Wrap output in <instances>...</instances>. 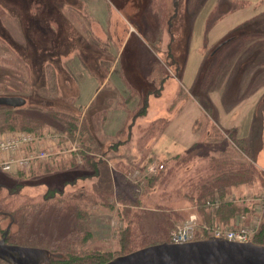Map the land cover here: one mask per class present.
I'll return each instance as SVG.
<instances>
[{
	"label": "rangeland",
	"instance_id": "374dc122",
	"mask_svg": "<svg viewBox=\"0 0 264 264\" xmlns=\"http://www.w3.org/2000/svg\"><path fill=\"white\" fill-rule=\"evenodd\" d=\"M251 3L249 0H0V95L10 92L27 99L23 109L13 112L17 120L9 118L7 121L11 115H5L0 109V134L13 131L10 130L12 128L29 131L36 125L45 130L49 127L44 123H49L53 126L52 131L43 134L40 143L44 141L47 146H55L48 158L49 164L54 165L53 169H37L34 174L38 177L33 178L32 173L40 161L21 172L24 177L19 179H15V174L20 169L6 171L0 168L2 181L25 183V187H20L23 190L18 197L9 195L10 190L14 191L13 187L0 186V227L6 228L10 222L6 214H11L10 211L29 198L43 210L41 214L37 208L32 221L38 222L39 228L57 236L75 229L82 230V236L88 232L86 244L82 250L75 249L74 257L84 254L86 257L87 253L94 254V250L119 253L123 250L121 230L129 220L132 230L129 248L169 241L171 232L193 216L196 239L212 235L218 226L234 230L249 227L254 238L264 211L262 188H255L253 191L256 192L233 200L248 203L255 211L229 220L227 224L207 223V216L199 207L200 202L188 195L197 193L193 186L198 184L199 175L208 165L205 153L221 149L220 141L207 145L187 166L175 167L165 183L149 188L144 184L142 187L134 186L136 178L126 173L121 177L116 170L112 172L115 167L113 163L110 165L107 155L98 165V174L93 172L86 179L77 180L76 177L82 173L92 171L73 167L70 159L74 152L64 151L71 143L61 140L63 136L58 132L65 128L64 120V123L59 121L58 116H70L72 113L83 118V124L92 120L95 139L107 144L123 125L132 123L142 113L132 127V141L125 151L127 156H132L134 151L139 153L140 146L135 142L145 133L141 131L144 126L149 128V118L175 112L185 103L184 93L193 83L203 59V68L191 91L204 93L217 121L226 124L236 119L235 116L224 118L222 93H225L228 110L236 105L232 89L241 79L242 86H235L239 89V99L256 91L262 95L263 99L258 104L260 117H256L255 122L253 113L248 112L249 103L244 101L241 104L242 113L236 119L239 136L233 128L225 129L219 122L217 126L228 140L231 137L227 138L226 132L228 135L233 132L239 138L247 137L253 142V134L261 131L264 115V12L260 11L228 33L217 28L220 19L250 8ZM261 6L260 10L264 9V5ZM243 33L245 35L242 36ZM233 35L235 38L219 47L217 54L213 55L217 45ZM168 52L185 63L184 70L176 72ZM200 52L205 53L204 57ZM153 61L159 64L150 74ZM114 62L117 64L110 74V81L95 97L99 82L106 78ZM229 74L232 78L223 92ZM121 76L125 85L118 83L123 82ZM177 89L180 96L176 95ZM128 114L129 120L126 118ZM49 134L58 135L56 143L49 141ZM146 140L147 137L143 141ZM254 141L255 146L264 148L262 134H256ZM161 162L168 161L164 159ZM29 174L31 176L28 177ZM73 180H77L76 185H73ZM53 188L58 192L65 189L70 193L76 192L67 198L75 201L74 195L80 191L98 199L79 198L77 206L73 205L76 202H71L61 214H56L53 203L55 199L59 201V196L44 200V193ZM120 189H125L131 196V203L126 205L118 198ZM209 203L216 209L220 201L216 198L215 202ZM85 205L88 212L82 213L81 208ZM124 208L129 214L124 213ZM36 243L33 245L37 246ZM58 252L67 257L65 251ZM0 264L10 263L0 258Z\"/></svg>",
	"mask_w": 264,
	"mask_h": 264
},
{
	"label": "trees",
	"instance_id": "16d2710c",
	"mask_svg": "<svg viewBox=\"0 0 264 264\" xmlns=\"http://www.w3.org/2000/svg\"><path fill=\"white\" fill-rule=\"evenodd\" d=\"M170 21L171 18L169 19V22ZM233 38H235V36H231L227 39H230L231 41ZM215 54H217V51L213 55ZM168 55L172 63H174L176 66V72L179 73L180 71H182L184 69L185 63H181L180 60L176 58L174 53L172 52H168ZM153 63L154 65L150 70V74L154 69V66H157V64H159V62L157 63V61H153ZM7 93H9L7 95H18L10 94V92ZM193 93L204 108L205 118H200L196 121V132L199 133L200 139L195 142V144L186 152L177 154L172 158L167 159L168 162H166L167 164H164V168L155 173H150L147 170V163L150 162V160L152 161V158L150 157L151 148L150 146L148 147V144L151 140H154L161 134V132L166 127L168 121H153L148 126L149 128H147V126H144L145 128L141 131L145 133H142L143 136H141V139L138 140V142L136 141V143L140 146L139 153L134 152L132 156H128L127 159H124L125 157H123L121 155L122 153H120V148L123 145H126L127 143L132 141V127L135 124L137 117L141 116L142 113H139L138 116L134 118L132 123H129L124 127L120 128L116 137L118 138L123 134L122 136L125 135V138L121 139L120 137L117 140L112 138V140H109L107 144L103 143V141L101 140L99 141L98 137V139H95V130H93L92 120H89L87 123L84 122L83 124V118H79V116L77 117L76 115H72V113L70 116H58L59 121L63 122L64 120L65 122H63L65 128H63V130L58 131L63 136V139L61 140L65 141L66 144L71 141L77 142V150L71 151L74 152L72 153V158L70 159V162L74 164L73 167L90 169L92 171L88 173H82L79 177H76V179H86L87 176H90L91 174H98V165L101 161H104V156L107 155L108 161L110 163H113L118 175L122 177L123 173H126L127 176L129 175L132 178H136L135 180L137 181V183H133L134 186L142 187L144 184L145 186H149V188L154 187L156 184L161 185L165 183L168 179L169 174L173 173L175 167L187 166L191 162V160L194 159V157L198 154V152L205 149L207 145H211L213 142L220 141V146H222L221 149H213V151L211 150L205 153V156L208 159V165L205 168V171H203L199 175L198 184L193 186L196 189L197 193L194 192V194L188 195H190L191 198H194L195 201H198V203L200 202L199 207L201 208L202 213L207 216L205 217V220L209 224H214L218 222L222 224H227L229 223V220H236L241 217L242 214H248L250 212L254 213V208L250 207L248 203H238L236 201H233L234 199H236V197L243 198L249 193L256 192L253 191L255 188H262V192H264V171L256 165V161L252 153V144L250 140L241 137L239 138L233 132H231V135H228V132H226L225 135L227 138L231 137L232 141L226 139L223 136L224 134L219 132L217 128L219 123L217 122V119L213 113V107L211 103L205 100V97L203 96L204 93L202 92V94H200L197 90H195ZM0 109H2L5 115H11V117H7L8 119L6 120L8 121L9 118L17 120L13 112L21 110L23 109V107L21 106L20 108L0 105ZM25 120H27L26 117ZM34 120H36V118ZM159 122L161 124H159ZM44 125H48L49 128H44L45 130H43V127H36L38 126L36 125L32 127L31 130L29 129V132L41 136L49 132L53 127L49 123H44ZM15 129L17 128H12L10 130H13L11 132H15L17 131ZM217 134H219L220 136H218ZM145 137H147V140L143 141ZM67 148H70V145ZM102 148L103 151H101ZM48 161L49 160L47 158L40 160V163L38 162L39 164L37 163L38 165L35 166L34 172L32 173L33 178L38 177L34 173H36V170L41 167H43L44 171H50L51 169H53L54 165L49 164ZM21 172L23 173V170H19L15 174V179L24 177V174H22ZM29 176L31 175L29 174L28 177ZM77 180H73V185H76ZM0 186H5L6 188L13 187L14 191L10 190L9 195H12L13 197H18L20 191L23 190L20 187H25V183H23L22 181L15 180L11 184H9L6 183V181H2L0 178ZM48 188H50L49 185ZM131 190H134V188L131 187ZM130 192L131 191H129V193ZM72 193L75 194L76 192L72 191L70 193L66 189L62 192H58V190L54 188L48 189V191L44 193V200L53 198L55 199V196H59L57 197L59 201L56 202L55 199L53 206L55 208L54 212H56V214H61L63 208H68V205H70L71 202H76L73 203V205L75 204L77 206V200H79L78 202H80L79 198H81V200L87 198H90L91 200L92 198V200L94 199L93 201H96L98 199L97 197L86 196L83 191H80L78 195L73 194L75 196L76 201L73 199H67ZM118 198L122 202H125L126 205L127 203L132 202V200L130 199L131 196L125 191V189H120ZM216 198L219 199L220 203L219 206L214 209V207H212L213 205H210V203L208 204V201L215 202ZM28 199L29 198L25 200L26 202L24 201L22 203H19L15 209L10 211L11 214H6V216H8L10 219L9 223H11L10 229L7 234V240L13 243H24L31 245L37 242V246L46 248L50 247L49 249H52L57 252L65 251L67 257L53 259L55 264H103L109 261L110 259L114 258L116 255L118 256L119 254H125L134 251L136 249L142 248V246L145 247L144 245L147 244H154L146 243L144 245H138L139 248H129L132 243V230L129 220L127 224L123 225L124 228L121 230L120 241L123 250L121 249L119 253L113 254L111 252L109 253V251L94 250V254L87 253L88 255L86 257H84V255L86 254L81 255V257H74V254L76 253L75 249L82 250V246L86 244L88 232H84L82 236L80 234L83 231L75 229L65 233L62 236H57L52 235L51 231L49 230L39 228L38 222L35 221L33 223L32 221L34 218V214L37 212V208L39 209L38 211H40L41 214L43 210H41L39 206H37L34 202ZM86 205L85 207L81 208L82 213L83 211L88 212ZM58 207L59 210H57ZM126 208L123 209L124 213H128V209ZM45 209L47 210L48 207H45ZM260 222L261 223L259 231L254 235V238H252V240L256 243L264 244V211ZM6 228L0 227L1 236L3 235ZM78 237L79 239L76 240ZM43 243L46 245H44ZM80 252L81 251H79V253Z\"/></svg>",
	"mask_w": 264,
	"mask_h": 264
},
{
	"label": "water",
	"instance_id": "95a60500",
	"mask_svg": "<svg viewBox=\"0 0 264 264\" xmlns=\"http://www.w3.org/2000/svg\"><path fill=\"white\" fill-rule=\"evenodd\" d=\"M230 39L221 41L216 49ZM21 95H0V105L21 107ZM11 223L0 238V258L10 264H54L62 254L46 247L14 244L7 241ZM103 264H264V244L253 240L236 241L211 235L184 243L163 241L115 256Z\"/></svg>",
	"mask_w": 264,
	"mask_h": 264
},
{
	"label": "crops",
	"instance_id": "0c3cea01",
	"mask_svg": "<svg viewBox=\"0 0 264 264\" xmlns=\"http://www.w3.org/2000/svg\"><path fill=\"white\" fill-rule=\"evenodd\" d=\"M249 1L252 2L250 4L251 5L250 8H246L245 10L240 9L239 11H236L235 14L230 15L226 18L220 19V22L218 23L217 28H219L222 33H226V32L228 33L230 30H232L236 26H240L243 23H246V21H248L249 19H251L255 15L260 14V11H262V13L264 12V9L260 10V5H262V6L264 5V2H262V0H249ZM251 11H253V12L251 13ZM221 26L224 29H222ZM214 30H216V27L214 28ZM203 33H204V29H203ZM205 35H206V31H205ZM241 35L243 36L245 34L243 33ZM229 37H231V36H229ZM201 47H204V44ZM199 54H202V56L204 57L205 53L200 52ZM202 61H203V59L201 60V63L197 69L193 83L190 86H187L189 89L186 90L184 93L183 99L185 100L184 101L185 103L181 107H178L175 112H167L164 115L149 118V120H148L150 123L153 121H158V120L168 121L166 127L161 132V134L157 138H155L154 140H151L148 144V147L150 146V148H151L150 149L151 150L150 157H153L152 161L153 160L163 161L164 159H170L177 154L184 153L187 150H189L195 144V142H197L200 139L199 133L196 132V121L200 118H205L204 108L202 107L199 100L195 97L194 93L191 91V88L194 86V83L196 82L197 78L200 75V71L203 68L202 67V65H203ZM116 64H117V62H114L113 64H111L110 72L107 74L106 78H104V80L102 82L101 81L99 82L98 88L94 94L95 97L99 96V94L102 92V90L105 88V86L110 81V74L113 73V70H114V67ZM238 68H240V67H238ZM229 75L227 76L228 79L227 80L225 79L226 80L224 83L225 89L223 90V92L226 91L228 84H229V81L232 78V76L231 75L229 76ZM241 75H242V73H240V76ZM240 76H239V80H240ZM122 79H123V82L119 81L118 83L120 85H123V84L125 85L126 82L124 80V77H122ZM235 86L241 87L242 86V79L240 80V83L238 85H235ZM235 86L232 89V93L235 95L236 105L232 106L231 108H228V110L225 107V102H226L225 93H222L223 94L222 95L223 96V106H224L222 110H223L224 118H228V116H231V117L235 116V118L237 119L240 116L239 113L242 111L241 104L244 101H246L249 103V107H250L248 112L253 113V122H255L256 117L257 118L260 117V113L258 111V104L263 99L262 95L259 94L258 91H256L254 93L247 94L246 96L242 95L239 99V95H238L239 89L235 88ZM176 95L180 96L179 95V89L176 90ZM168 109H170V107ZM126 118L129 120L130 115L128 114ZM236 119H233V121L231 120L230 122H228L226 124H223L220 120H218L217 122H219L225 129H232L233 128L235 130L236 134L238 135L237 129L239 126L236 122L237 121ZM124 126L125 125H123L122 127H124ZM260 130H261L260 132L253 134L254 135L253 136V142L252 141H250V142L252 144V153H253V157L256 161V165L259 166L262 170H264V148H259V147L255 146V141H254L256 134H262V137L264 139V115L262 117V127ZM118 131L115 134V136L118 134ZM121 137H123V136H121ZM123 138H125V135ZM123 138H121V139H123ZM242 138L249 139L247 137H242ZM130 143H131V141L129 143H127L126 145H123L120 148V153H122L121 155L123 157H125L124 159H127V157H128L127 154H125L126 153L125 151H126V147ZM111 164L112 163H110V165ZM112 166H114V165H112ZM114 170H115V168L112 169V172H114Z\"/></svg>",
	"mask_w": 264,
	"mask_h": 264
},
{
	"label": "built area",
	"instance_id": "2783aa9c",
	"mask_svg": "<svg viewBox=\"0 0 264 264\" xmlns=\"http://www.w3.org/2000/svg\"><path fill=\"white\" fill-rule=\"evenodd\" d=\"M43 138L44 135L38 136L24 130L0 134V168L6 171L14 169L25 171L38 161L50 158L55 146H47L44 144V141L40 143ZM48 139L56 143L58 135L49 134ZM77 148V142L74 141L71 147H65L64 151L68 150L71 152L77 150ZM147 168L149 172H157L164 168V163L155 161L150 163ZM250 230L252 229L249 227H241L234 230L218 226L214 229L212 235L236 241H247L252 239ZM195 235V216H193L171 232L169 241L184 243L195 239Z\"/></svg>",
	"mask_w": 264,
	"mask_h": 264
}]
</instances>
